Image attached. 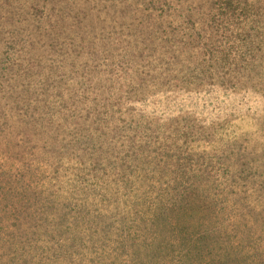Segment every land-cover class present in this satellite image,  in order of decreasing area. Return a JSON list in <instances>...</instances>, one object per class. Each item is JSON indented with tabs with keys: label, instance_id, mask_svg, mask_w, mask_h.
<instances>
[{
	"label": "trees",
	"instance_id": "trees-1",
	"mask_svg": "<svg viewBox=\"0 0 264 264\" xmlns=\"http://www.w3.org/2000/svg\"><path fill=\"white\" fill-rule=\"evenodd\" d=\"M119 1L158 20L162 48L182 57L138 95L215 84L264 95V0ZM10 53L0 45V264H264V123L220 156L186 131L176 153L154 119L151 134L143 115L115 123L124 104L108 82L101 99L57 82L41 88L58 87L53 98H30ZM80 103L95 105L87 117Z\"/></svg>",
	"mask_w": 264,
	"mask_h": 264
},
{
	"label": "rangeland",
	"instance_id": "rangeland-1",
	"mask_svg": "<svg viewBox=\"0 0 264 264\" xmlns=\"http://www.w3.org/2000/svg\"><path fill=\"white\" fill-rule=\"evenodd\" d=\"M131 2L137 5L136 0ZM124 9L119 0H0L1 49L11 50L17 80L30 82L27 95L53 98L58 87L44 92L41 88L57 82L63 85L66 97L69 88L81 87V96L91 100L96 89L101 99L102 86L108 82L112 100L124 104L115 123L135 126L143 115L139 130L151 134L150 128L163 125L161 135L173 142L176 153L182 150L186 131L191 132L188 143L193 149L220 156L226 141L261 128L264 95L253 88L215 84L200 90L148 93L147 87L138 90L143 96L138 95L135 88L140 81L153 85L173 76L160 66H174L182 57L178 52L171 55L173 47L162 48L166 41L161 38L167 34L157 33L154 24L158 20L145 17L144 12L125 14ZM165 50L170 51L168 55H161ZM62 74L67 80H60ZM83 88L90 92L84 93ZM89 104H79L78 114L83 118L95 107ZM150 119L155 120L154 125H148Z\"/></svg>",
	"mask_w": 264,
	"mask_h": 264
}]
</instances>
